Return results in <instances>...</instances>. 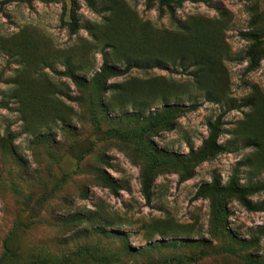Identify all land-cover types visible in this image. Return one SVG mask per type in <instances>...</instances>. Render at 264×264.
Returning a JSON list of instances; mask_svg holds the SVG:
<instances>
[{
	"label": "rangeland",
	"instance_id": "obj_1",
	"mask_svg": "<svg viewBox=\"0 0 264 264\" xmlns=\"http://www.w3.org/2000/svg\"><path fill=\"white\" fill-rule=\"evenodd\" d=\"M234 175L264 180V0H0V264H264Z\"/></svg>",
	"mask_w": 264,
	"mask_h": 264
},
{
	"label": "trees",
	"instance_id": "obj_2",
	"mask_svg": "<svg viewBox=\"0 0 264 264\" xmlns=\"http://www.w3.org/2000/svg\"><path fill=\"white\" fill-rule=\"evenodd\" d=\"M5 1L10 2V1H15V0H5ZM22 1H29V0H22ZM40 1H48V0H40ZM181 1L183 0H174L175 3H180ZM68 25L71 31L75 30L74 28L75 22L73 23L69 21ZM255 53H256L255 46H252L247 50V55L249 59L247 69L249 70H252L257 65V59L255 58ZM123 72L124 70L122 71L112 70V73H123ZM208 127L210 129V134L207 140V143H208L207 146H209L212 151L213 149L218 150V151L223 150L224 149L223 146H220V145L217 146L215 145V142H214V139L218 132L217 124L216 123L212 124L208 122ZM184 178H185L184 175H180L179 180H183ZM263 189H264V180L256 181V182H253L247 185H241L235 175L229 179V182L225 188L226 192L229 194H232L242 207L250 211L260 209V206L254 204L251 201L250 196ZM141 190H142V194L145 200L148 202L150 199V194H149V190H148L146 182L143 183ZM256 238H257L256 242L258 243L260 238L258 237Z\"/></svg>",
	"mask_w": 264,
	"mask_h": 264
}]
</instances>
